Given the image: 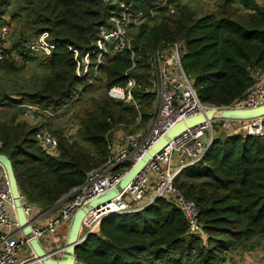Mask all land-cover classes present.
<instances>
[{"label":"trees","instance_id":"1","mask_svg":"<svg viewBox=\"0 0 264 264\" xmlns=\"http://www.w3.org/2000/svg\"><path fill=\"white\" fill-rule=\"evenodd\" d=\"M125 12L147 17L127 32L130 48L118 52L111 42L101 59V53L90 57L89 75L81 79L69 47L82 59ZM5 15L15 23V40L0 61V76L17 75V61L37 62L44 73L30 87L17 82L8 88L0 78V153L10 158L24 200L43 212L106 163L115 124L151 122L153 52L182 43L185 72L201 102L215 107L244 99L256 75H264V2L256 0H221L216 12L203 16L177 0H0V24L12 27ZM44 33L56 45L51 55L26 49V42ZM132 80L130 103L110 98V89L127 88ZM97 82L108 96L93 99L92 108L84 106L80 141L51 132L52 121L81 105ZM26 103L53 116L44 114L36 124L20 120ZM44 130L58 138L59 156L38 146L37 133ZM175 184L197 204L207 246L189 235L184 214L160 198L141 210L105 218L99 232L77 246V264H219L242 245L264 240V138L218 129L203 160L183 169Z\"/></svg>","mask_w":264,"mask_h":264},{"label":"built area","instance_id":"2","mask_svg":"<svg viewBox=\"0 0 264 264\" xmlns=\"http://www.w3.org/2000/svg\"><path fill=\"white\" fill-rule=\"evenodd\" d=\"M256 1L264 2V0ZM146 20L147 17L143 13L125 12L122 16L115 17L114 28L104 32L97 48L82 59H79L77 50L69 47L75 56L77 75L86 80L90 72V57L101 53V59L102 52H106V47L111 42L114 43V50L118 52L126 47L130 48L127 32ZM11 34L12 27L9 24H0V61L6 59ZM25 47L35 54L49 56L56 45L50 42L49 34L44 33L26 42ZM184 53V45L178 42L157 50L150 56L155 111L148 129L139 133H127L113 140L109 139L106 163L101 168L89 171L85 182L73 189L52 210L43 212L40 208L27 203L22 197L25 215L28 221L32 222V237L24 235L20 228L9 180L0 163V264H42L30 246L31 239L37 238L42 244V238L56 237L65 224L71 227L77 211L85 208L92 200L119 187L123 177L177 123L205 114L211 109L218 111L253 109L264 105V75H256L255 84L248 90L245 98L232 105L215 107L201 102L194 87V79L188 76L183 68ZM135 85L136 82L132 80L127 88L113 87L109 91V96L131 102V89ZM21 107L19 119L32 124L41 121L44 114L53 116L36 104L26 103ZM214 125H217L220 132L230 135L264 138V116L250 120L214 117L206 123L187 129L155 157H151L144 170L129 186L119 189L116 198L86 214L82 223V235L98 233L101 222L107 217L141 210L162 198L173 203L184 214L189 235L200 239L203 245L207 246L208 235L200 222L197 204L185 198L175 183L183 169L193 167L203 160L215 137L212 133ZM37 141L38 146L47 155L59 156V140L55 135L47 130L40 131L37 133ZM46 214L51 216L42 223ZM27 248L33 261H23V254ZM64 249H59L58 252H64ZM49 254L54 258V253Z\"/></svg>","mask_w":264,"mask_h":264},{"label":"water","instance_id":"3","mask_svg":"<svg viewBox=\"0 0 264 264\" xmlns=\"http://www.w3.org/2000/svg\"><path fill=\"white\" fill-rule=\"evenodd\" d=\"M264 116V105L253 109H228V110H215L211 109L205 114H200L188 118L174 125L156 144H154L149 151L142 157V159L123 177L119 187L109 191L108 193L92 200L85 208L79 210L74 215L72 224L69 230L64 255L61 259L53 258L42 246L37 238H32L30 246L35 253L36 258L42 264H77L76 248L87 237L82 235V223L86 214L92 210L99 208L100 205L109 203L112 199L116 198L119 194V189H125L129 184L141 173L146 167L151 157H155L160 153L169 143L176 137L180 136L187 129L197 127L207 121L215 118L230 119V120H250ZM0 163L4 167L16 209V216L20 228L24 235L32 237V222L28 221L24 206L22 195L18 186L16 175L14 172L13 164L8 156L0 153ZM118 216V215H112Z\"/></svg>","mask_w":264,"mask_h":264},{"label":"rangeland","instance_id":"4","mask_svg":"<svg viewBox=\"0 0 264 264\" xmlns=\"http://www.w3.org/2000/svg\"><path fill=\"white\" fill-rule=\"evenodd\" d=\"M161 1V0H158ZM183 5L189 6L193 11L196 12L197 16H203L208 13L216 12L218 9L219 2L221 0H177ZM171 13H174V7L170 6ZM7 22L11 23L12 31L15 28V23L10 20L8 15H5L4 18ZM13 35V34H12ZM10 37V45L14 43L15 36ZM31 39V38H30ZM33 39V38H32ZM12 57L17 60V57L14 53H12ZM17 66L20 72L17 75L10 76L8 79L3 78L0 76L2 83H5V86L8 85V88L15 83H19L18 87H30L38 78L42 76L44 70L36 63L31 64H23L22 62L17 61ZM94 86L88 87L89 94L86 96L87 98L82 101V104L75 107L73 110L69 111L65 115L57 116L53 121L51 128L49 130L52 132L53 130L62 131L68 137L70 142H79L77 131L80 126V117L83 114V109L85 105L89 107H93V102L100 101L103 97L108 96V92L105 89H101L100 87H105L104 84L96 83L93 84ZM5 88V87H4ZM7 88V87H6ZM100 88V89H99ZM19 89V88H18ZM111 98V97H110ZM93 99L95 101H93ZM115 101H122L124 103H130L126 100H117ZM155 107L153 105L151 114L154 115ZM153 117V116H152ZM151 119V118H150ZM138 122L141 121V118L137 119ZM151 121V120H150ZM151 122L147 125H139L136 126H127L122 124H115L114 128L109 135V139L113 140L118 138L121 135H125L131 132H142L148 129ZM218 127L214 125L212 133L214 136L217 134ZM89 150H93L89 148ZM41 242L44 243V239H41ZM252 243V242H250ZM236 254V257L232 258L231 260H236V264H264V240L258 241V243H253L251 245H247L245 248L240 247L238 250L232 251ZM236 258V259H235ZM33 257L27 248L26 252L23 254V261H33ZM230 260V261H231Z\"/></svg>","mask_w":264,"mask_h":264},{"label":"crops","instance_id":"5","mask_svg":"<svg viewBox=\"0 0 264 264\" xmlns=\"http://www.w3.org/2000/svg\"><path fill=\"white\" fill-rule=\"evenodd\" d=\"M51 214H53V213H51ZM51 214H46L45 216H43L42 223L45 222L51 216ZM69 230H70L69 225L65 224L59 230L58 235L56 237H48V236H46L44 238V243H42V244H43L45 250L48 253H54L55 254L54 258L55 259H61L62 256L64 255V252L60 253V252H58V250L62 249V248H65L66 241H67L68 234H69ZM258 241H262V240H254V241H252V243H250V242L246 243V244L242 245L241 248L242 247L245 248L247 245H251V244L256 243V242L258 243ZM234 257H236V254H234V252H231L230 255L227 257L226 261H224L222 263H219V264H236V260H231Z\"/></svg>","mask_w":264,"mask_h":264}]
</instances>
